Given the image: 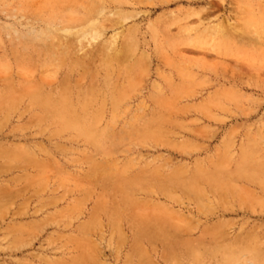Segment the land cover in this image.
I'll use <instances>...</instances> for the list:
<instances>
[{
  "label": "rangeland",
  "instance_id": "1",
  "mask_svg": "<svg viewBox=\"0 0 264 264\" xmlns=\"http://www.w3.org/2000/svg\"><path fill=\"white\" fill-rule=\"evenodd\" d=\"M0 264H264V0H0Z\"/></svg>",
  "mask_w": 264,
  "mask_h": 264
},
{
  "label": "bare ground",
  "instance_id": "2",
  "mask_svg": "<svg viewBox=\"0 0 264 264\" xmlns=\"http://www.w3.org/2000/svg\"><path fill=\"white\" fill-rule=\"evenodd\" d=\"M73 33H74V32H73ZM85 38H86V36H85ZM94 38H95L94 36H91V39H94ZM34 99H35V101H36V98H35V97H34ZM1 100H2V99H1ZM36 102H39V101H36ZM43 103H45V102H43ZM63 104H64V103H63ZM54 110H55V108H54ZM60 110H62V109H60ZM57 112H58V111H57ZM58 113H59V112H58ZM72 120H73V119H72ZM72 120H70V121H72ZM65 121H67V120H65ZM65 121H64V122H65ZM70 121H69V122H70ZM74 121H75V120H74ZM66 126H67V125H66ZM62 127H63V125H62ZM70 127H72V126H71V123H70ZM88 127H89V126H88ZM74 128H75V127H74Z\"/></svg>",
  "mask_w": 264,
  "mask_h": 264
}]
</instances>
